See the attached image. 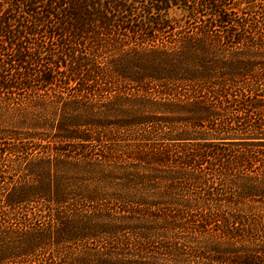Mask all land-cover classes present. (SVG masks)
Segmentation results:
<instances>
[{
  "label": "trees",
  "instance_id": "1",
  "mask_svg": "<svg viewBox=\"0 0 264 264\" xmlns=\"http://www.w3.org/2000/svg\"><path fill=\"white\" fill-rule=\"evenodd\" d=\"M257 3L0 0V264H264Z\"/></svg>",
  "mask_w": 264,
  "mask_h": 264
},
{
  "label": "rangeland",
  "instance_id": "2",
  "mask_svg": "<svg viewBox=\"0 0 264 264\" xmlns=\"http://www.w3.org/2000/svg\"><path fill=\"white\" fill-rule=\"evenodd\" d=\"M258 11H256V13H253V16L250 18L251 19V22L252 21H258V20H262L263 17H264V10H262V7L264 5V0H258ZM242 6H245V4H243ZM235 13H237L236 15L240 14V12H238V10H234ZM178 15H181V16H178L180 20H185V16L184 14H181L182 11H177ZM260 13V14H259ZM174 15V14H173ZM242 15V14H240ZM190 22H193L190 21ZM189 22V23H190ZM196 23V22H194ZM259 170V169H258ZM207 171V170H206ZM209 173V172H207ZM119 174V172H118ZM19 176V175H18ZM16 176V177H18ZM119 176V175H118ZM120 183V181L118 180V184ZM236 189V188H235ZM234 189V190H235ZM257 200H264V198H259L257 197ZM251 217V215H250ZM132 225H137V223H131V222H127V221H124L122 219H118V227H131ZM121 230V229H120ZM119 231V230H118ZM191 233L190 231L188 230H181L178 232V238H176L174 241L175 242H183L182 240L186 237V236H189ZM125 236V238H127V241H126V244L129 242V245H126L124 244L121 245L120 244V241L122 240V238ZM167 236L168 238H162V240L166 241V240H169V241H172V239L170 238H175L174 237V231H167ZM122 237V238H121ZM179 237H183L182 239H179ZM103 237H100L99 240H97L95 243H92V242H82V243H79V245H71L70 248L66 249H61L63 250L62 252L58 253L57 254V257L55 258V264H72V263H69L68 259L64 256H61L62 253H66V254H69L67 255L68 258H70V256H74V255H78L80 253H83L85 252L88 248H94L95 246H99L100 249H103L104 247H108L109 246V243L110 242H107V240L105 239H102ZM118 255L121 256V255H124L125 254V251H126V247L128 249H131L130 247L132 246L133 247V244L134 242H136V239L135 237L131 236L130 233L128 232H123L122 231V234L119 235L118 234ZM153 240V239H152ZM155 240V243L157 241V239H154ZM161 238L158 239V242H161L162 241ZM129 246V247H128ZM123 248H124V251H123ZM156 250V249H155ZM72 251V252H71ZM76 251V252H75ZM132 250H128V253H131ZM153 252H156V251H153ZM164 252V251H163ZM186 252H189L188 250ZM123 253V254H122ZM166 253V252H165ZM167 257V256H166Z\"/></svg>",
  "mask_w": 264,
  "mask_h": 264
}]
</instances>
